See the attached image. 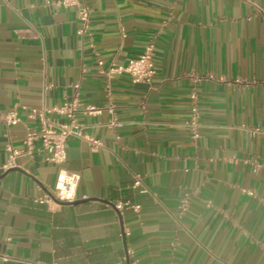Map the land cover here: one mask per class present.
Here are the masks:
<instances>
[{
	"label": "crops",
	"instance_id": "1",
	"mask_svg": "<svg viewBox=\"0 0 264 264\" xmlns=\"http://www.w3.org/2000/svg\"><path fill=\"white\" fill-rule=\"evenodd\" d=\"M59 1L0 0V115L19 118L0 121V166L32 110L75 94L100 144L70 136L52 164L36 141L0 170V264H264V0H79L85 28ZM149 42L150 83L106 76ZM59 173L78 201L37 202Z\"/></svg>",
	"mask_w": 264,
	"mask_h": 264
},
{
	"label": "built area",
	"instance_id": "2",
	"mask_svg": "<svg viewBox=\"0 0 264 264\" xmlns=\"http://www.w3.org/2000/svg\"><path fill=\"white\" fill-rule=\"evenodd\" d=\"M60 4L65 6H76L78 18L82 22L83 28L87 27L89 20L88 9L80 3L79 0H60ZM154 49L151 42L147 43L142 52L134 57H130L124 64H110L106 69L108 78L120 74L129 75L133 83H150L154 75L153 64ZM97 66L101 69L103 62L97 61ZM190 100L189 127L192 138L199 136L197 95L195 91L188 94ZM96 113L97 109L92 105L83 104L75 94L71 99L65 100L61 105L53 106L49 109L32 110L31 117L39 118V127L28 129L23 138V148L14 149L6 144L5 150L8 152L7 161L0 166V170H6L15 166V159L18 156L31 154L34 149V143L39 141V149L45 152V160L52 164H60L65 160V142L70 136L84 137L88 139L94 147L99 146V142L82 135L81 128L76 121V113ZM56 114L64 118L63 122H58L47 116V114ZM19 118L15 109L9 110L0 115V121L6 125H13ZM256 130V128L254 129ZM78 176L76 174L59 173L53 189L50 194H46L37 199L39 203L58 205L59 202H71L76 199V187ZM132 187H140L142 191L145 188L142 185L139 175L133 177ZM118 207V206H117ZM3 260L7 257L2 256Z\"/></svg>",
	"mask_w": 264,
	"mask_h": 264
},
{
	"label": "water",
	"instance_id": "3",
	"mask_svg": "<svg viewBox=\"0 0 264 264\" xmlns=\"http://www.w3.org/2000/svg\"><path fill=\"white\" fill-rule=\"evenodd\" d=\"M13 169H16L15 167H12ZM48 194H50V193H48ZM78 200H73V201H71V202H59V201H57V203L58 204H71V203H75V202H77ZM113 206V205H112Z\"/></svg>",
	"mask_w": 264,
	"mask_h": 264
}]
</instances>
